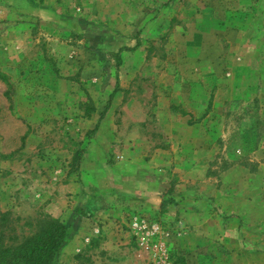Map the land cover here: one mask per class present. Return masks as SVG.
Segmentation results:
<instances>
[{
    "label": "rangeland",
    "instance_id": "374dc122",
    "mask_svg": "<svg viewBox=\"0 0 264 264\" xmlns=\"http://www.w3.org/2000/svg\"><path fill=\"white\" fill-rule=\"evenodd\" d=\"M176 84L206 97L210 147L195 157L208 176L235 169L220 222L198 232L134 212L123 231L92 230L74 217L88 145L102 146L107 117L105 160H125L136 114L162 107ZM0 213L8 245L44 216L59 220L58 264H264V0H0Z\"/></svg>",
    "mask_w": 264,
    "mask_h": 264
},
{
    "label": "crops",
    "instance_id": "0c3cea01",
    "mask_svg": "<svg viewBox=\"0 0 264 264\" xmlns=\"http://www.w3.org/2000/svg\"><path fill=\"white\" fill-rule=\"evenodd\" d=\"M191 87L199 91L204 85L196 81ZM171 89L176 91L170 97L157 99V104L162 105L157 107L158 111L136 114L134 138L123 139L127 141L125 160L114 164H107L105 160V154L112 147L109 134L112 128L107 117L96 133V140L102 146L88 145L78 166L79 179L74 177V217L85 213L91 220L88 224L92 230L97 227L94 223H102V231H123L128 224L125 216L134 212L150 218H181L194 230L198 228V232L220 222L219 206L223 207L224 197L227 198L223 195L229 187V170L235 169L229 168L214 178L208 176L205 159L195 157L210 147L205 139L210 131L205 116L206 97L183 93L177 84ZM176 104H189V107L187 111H180L171 107ZM127 115L124 113V118ZM128 139L133 143L129 144ZM96 151L99 156L102 152V158L96 160ZM214 182L217 185L213 191L210 186ZM219 183L222 184L216 190ZM74 231L79 232V228L74 227Z\"/></svg>",
    "mask_w": 264,
    "mask_h": 264
},
{
    "label": "trees",
    "instance_id": "16d2710c",
    "mask_svg": "<svg viewBox=\"0 0 264 264\" xmlns=\"http://www.w3.org/2000/svg\"><path fill=\"white\" fill-rule=\"evenodd\" d=\"M6 97L10 99L9 93ZM102 118L103 115L100 116ZM7 216L8 213H0V264H58L66 239V229L59 220L44 216L37 223V232L16 245H8L5 235Z\"/></svg>",
    "mask_w": 264,
    "mask_h": 264
},
{
    "label": "built area",
    "instance_id": "2783aa9c",
    "mask_svg": "<svg viewBox=\"0 0 264 264\" xmlns=\"http://www.w3.org/2000/svg\"><path fill=\"white\" fill-rule=\"evenodd\" d=\"M147 224L146 223H135L134 224V228L139 232H143L146 234V230L148 229V227L146 226ZM154 226V232H157L158 231V227L155 226L156 224H153Z\"/></svg>",
    "mask_w": 264,
    "mask_h": 264
}]
</instances>
